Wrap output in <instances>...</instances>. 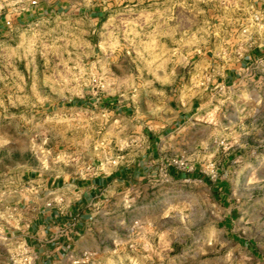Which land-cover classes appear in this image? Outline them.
<instances>
[{"label": "rangeland", "instance_id": "rangeland-1", "mask_svg": "<svg viewBox=\"0 0 264 264\" xmlns=\"http://www.w3.org/2000/svg\"><path fill=\"white\" fill-rule=\"evenodd\" d=\"M263 16L264 0H0V264L35 263L13 238L18 179L112 175L73 264H264V58L227 88L203 59L263 48Z\"/></svg>", "mask_w": 264, "mask_h": 264}, {"label": "crops", "instance_id": "crops-1", "mask_svg": "<svg viewBox=\"0 0 264 264\" xmlns=\"http://www.w3.org/2000/svg\"><path fill=\"white\" fill-rule=\"evenodd\" d=\"M263 58L264 47L227 65H221L220 60L211 59L204 53L203 59L214 67V77L208 85L231 87L247 73L250 62ZM206 88L203 86L200 92H204ZM178 102L179 104L172 106L177 109L179 120L189 114L190 117L198 108V98L187 104L182 100ZM141 169V165H136L130 173H138ZM167 171L173 177L180 175L173 168H168ZM109 180L110 177L66 180L44 176L31 179L22 177L17 180L18 192L15 198L20 216L15 220L13 238L27 246L35 257L34 264H73V254L81 250L88 235L93 218L92 200Z\"/></svg>", "mask_w": 264, "mask_h": 264}, {"label": "trees", "instance_id": "trees-1", "mask_svg": "<svg viewBox=\"0 0 264 264\" xmlns=\"http://www.w3.org/2000/svg\"><path fill=\"white\" fill-rule=\"evenodd\" d=\"M193 176H194V177H197V178H201V179L207 180V176L204 175V174H201V173H199V174H195V175H193ZM113 177H116V175H112L110 178L112 179Z\"/></svg>", "mask_w": 264, "mask_h": 264}, {"label": "built area", "instance_id": "built-area-1", "mask_svg": "<svg viewBox=\"0 0 264 264\" xmlns=\"http://www.w3.org/2000/svg\"><path fill=\"white\" fill-rule=\"evenodd\" d=\"M25 250H27L28 251V248H27V246L25 245Z\"/></svg>", "mask_w": 264, "mask_h": 264}]
</instances>
